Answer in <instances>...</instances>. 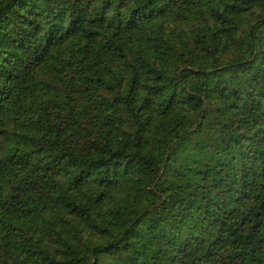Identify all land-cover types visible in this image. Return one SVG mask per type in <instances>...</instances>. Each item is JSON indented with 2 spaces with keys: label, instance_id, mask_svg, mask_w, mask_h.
I'll return each mask as SVG.
<instances>
[{
  "label": "trees",
  "instance_id": "1",
  "mask_svg": "<svg viewBox=\"0 0 264 264\" xmlns=\"http://www.w3.org/2000/svg\"><path fill=\"white\" fill-rule=\"evenodd\" d=\"M0 264H264V0H0Z\"/></svg>",
  "mask_w": 264,
  "mask_h": 264
}]
</instances>
